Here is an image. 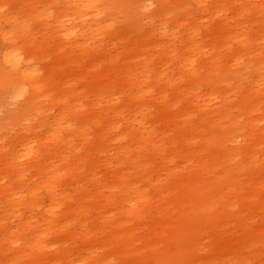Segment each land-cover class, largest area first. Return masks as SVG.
<instances>
[{"label":"bare ground","instance_id":"obj_1","mask_svg":"<svg viewBox=\"0 0 264 264\" xmlns=\"http://www.w3.org/2000/svg\"><path fill=\"white\" fill-rule=\"evenodd\" d=\"M181 1L138 0L135 9L128 10L129 2L123 0H64L66 9L75 7L73 12L65 14L72 20L84 19L94 5L101 2L104 4L102 9L107 8L111 13L127 12L129 18L137 14L139 24L151 16L152 32L147 28L137 29L142 38L154 36L152 55L160 60L164 58L175 67L156 71L146 68L142 60L134 61L140 68H122L121 71L126 73V89L114 92L111 74L117 70L116 63L109 60L106 68L95 64L88 77L96 85L95 91H104L105 95L93 93L92 98L85 99L90 110L87 113V108L73 110V104L60 94L55 97L56 83L62 84V78L66 76L64 66L45 69L29 66L36 58L45 59L46 51L34 42L23 48L18 45L14 39L17 18L6 14L9 1L0 0V64L5 66H0V83L13 91L12 96L7 95L11 92H5L2 99L20 104L27 110L28 120L42 112L45 118L41 122L53 129L47 133L51 134L41 137L37 133L40 126L33 124L26 128L29 136L21 143L25 151H17L13 157L21 162L16 168L36 158L38 164H46L43 170L48 172L49 163L59 158L67 163L73 180L85 177L93 184L86 190L96 187L95 192L87 194L86 200L80 194L74 198L67 191L63 192L65 173H61L60 166L52 171L53 183L43 181L46 200L40 197L36 186L28 187L30 205L41 208L38 211L45 209L46 214H41L39 226H45L44 231L41 230V239L38 242L28 239L27 243L32 250L56 248L63 251L61 256H54L52 264H85L86 260L76 263L69 260L73 248L63 247L81 236L88 245L92 264H114V256L119 252L135 256V264H149L150 261L174 264L179 260L185 264H264V2L191 0L197 6L198 17L192 11L180 14L183 12ZM152 3L158 9L150 12ZM101 14L102 10H99L95 18L100 19ZM37 16H41L40 13ZM65 19L57 21L62 28ZM158 19L159 24L156 23ZM3 23L12 28L4 30ZM108 23H98L97 31H108L111 28ZM156 28L163 30L156 33ZM182 28L183 32L177 33ZM77 33L76 27H71L62 36L76 39L79 54L74 62L81 67V57H89L91 52L86 43H80L76 38ZM184 35L189 43L180 48L185 42ZM253 43L260 47L256 54ZM221 47L224 54L219 53ZM71 52L67 53L70 55ZM220 59H226L229 64L225 68L231 69L251 68L249 60L256 59L252 68L257 69V78L245 76L241 79L245 85L236 87L225 77L226 71L216 80L215 75L222 68ZM55 69H58L57 73ZM138 69L141 79H134L132 71ZM202 69L209 71L205 78L201 76ZM202 81L207 88L206 95L200 92ZM47 87L51 93L47 92ZM184 88L188 90L192 105L194 101L201 102L198 106L203 113L201 120L210 119L207 130L194 125V116H187V113L188 129H182V121L171 110L175 103H180L179 92ZM255 92L263 93V97ZM76 97L78 101L86 98L81 92ZM53 106H63L62 111L71 114V122L62 117L59 120L50 117L47 110ZM80 115L84 118L81 133L85 145L96 150L95 153L89 151L85 157L74 156L71 162L72 157H67L66 153L75 148L63 147L70 139L63 132L73 131ZM216 115H219L217 120L213 118ZM90 125L96 127L94 139L90 136ZM156 128L178 130L183 138L179 147L170 140L177 148L172 152L176 155L169 156L163 150L160 162L149 158L150 146L161 150L153 137ZM200 129L204 135L208 134L204 137L203 147L187 149L193 140V132ZM50 138L53 139L50 141L52 146L48 145ZM6 148L2 147L3 151ZM208 148H212L209 156L205 153ZM44 152L48 158L43 161ZM106 153H111L109 158L101 159ZM181 158L190 166L189 170L182 169L186 166L182 165ZM100 165L104 168L113 165L114 170L98 177L96 169ZM85 168L90 169L88 174H85ZM112 176L113 181L106 183ZM172 179L175 182H171ZM105 188H108L107 194ZM164 191L173 199L163 202L164 198L159 194ZM59 199H62L60 203L57 202ZM61 211L69 217L66 225L58 214ZM36 229L38 227L33 228ZM62 230L66 231L70 242L64 240L57 246L55 243L48 245L52 231ZM186 230L189 235L197 234L199 240L192 243L191 239H186L183 233ZM4 241L18 247L15 255L21 253L23 243L18 235H10Z\"/></svg>","mask_w":264,"mask_h":264},{"label":"rangeland","instance_id":"obj_2","mask_svg":"<svg viewBox=\"0 0 264 264\" xmlns=\"http://www.w3.org/2000/svg\"><path fill=\"white\" fill-rule=\"evenodd\" d=\"M7 1V0H4ZM9 3L7 5L6 14L9 16L15 15L18 21L17 29L15 31L14 39L17 41L18 45L22 48L27 44L34 42L35 46L42 48L46 51L45 59L36 58L30 61L29 66L31 68H53L58 67L60 65L64 66L66 71V76L62 78V84H57V91L55 97H59L60 94L63 99L67 98L69 103L73 104V110L87 108V113L89 110V105H87V98H92L93 93L99 95H105L104 91H95L96 85L92 82L91 78H89V74L93 68H95V64H98L100 68H106V63L109 60H113L116 63L117 70L111 74V78L114 81V92H120L126 89L125 85V77L126 73L121 71L122 68H140L134 64V61L142 60L144 62L146 68L155 69L156 71H160L163 68H175L171 66L170 63H166V60L162 58L161 60L158 57H154L152 53L154 52V43L153 37L144 36L142 38V33L140 28H147L151 30V16L142 21V24L137 23L138 16L129 18L127 17L129 14L125 12L121 14V12L111 13L108 9H102L103 3H98L94 5V7L88 13L84 19H71L70 16L65 17L66 13L73 12L75 7L72 6L66 9L67 5L64 0H8ZM128 3V10H134L136 5L139 4L138 0H123ZM233 0H229L232 2ZM261 3L264 0H259ZM76 2V1H75ZM74 2V3H75ZM183 14L185 12L194 13L195 16L197 14V6L191 0H182L181 1ZM65 6V8H64ZM99 8V9H98ZM98 9V10H96ZM158 9V6L155 3H152L149 7V11H155ZM102 10V14L100 19L98 17L95 18L97 12ZM40 13L41 16H37ZM182 17V16H179ZM199 17V16H198ZM252 17V16H250ZM65 19V27H61L57 22L59 19ZM104 22H109L111 24V28L107 29L106 32L97 31V24H104ZM157 24L160 23V19L156 21ZM2 26L4 30H9L12 28L11 25L3 23ZM76 27L77 29V37L79 38L80 43H86V48L90 50L89 57H81V67L74 62V60L78 59L79 49L76 48L75 38L66 39L62 35L65 33L66 29ZM62 30L61 32H56V30ZM256 29H258L256 27ZM163 30V29H162ZM156 28V33L162 32ZM183 28L180 29L177 33H182ZM162 34H160L161 36ZM93 38L91 40L90 37ZM183 39L185 42L180 44V48H184L187 43L186 36L184 35ZM78 40V39H77ZM85 45V44H84ZM253 51L256 54L259 52L260 47H257V44H252ZM96 48V49H95ZM223 47L219 53L224 54ZM70 50L71 57L67 53ZM158 52H160L157 49ZM39 56L41 53L39 52ZM28 56L26 55V58ZM250 67H255L256 59L249 60ZM233 62V61H232ZM231 62V64H232ZM228 61L226 59H220L219 65L222 66L220 69V73L215 75L216 80L220 78L222 74L228 71L225 74V77L230 80L234 86L242 87L245 83L241 80L243 78L253 76L254 79L257 78V69L255 68H225L228 66ZM1 67H5L3 64H0ZM169 74L172 72L167 70ZM58 72V69H55V73ZM208 70L202 69L201 76L203 78L208 74ZM132 77L135 79H141L140 70H133ZM245 75H244V74ZM262 81V80H261ZM66 82V83H65ZM200 92L202 95L207 94V88L202 81L200 83ZM48 93L52 91L49 87L45 88ZM12 96L13 91L9 90L6 86L0 83V264H48L49 262L52 264L54 261V256H61V250H57L56 248H41L32 250L27 243L28 239L33 240L34 242H38L41 239V230L44 231L45 226L40 227L39 224L42 221L41 214H46L45 209L38 211L41 208H32L30 192L28 191V187L36 186L38 191L40 192V197L43 200H46V189L43 187L45 183L43 181L52 182L53 177V169L57 166L62 167L61 173L65 175L63 176V192L67 191L69 194L77 198L80 194L81 197H84L85 200L88 198L87 194L96 191V187L93 186L89 190H86V187L89 185H93L90 180L87 178H80L79 180L72 179V171L68 169V165L65 161L55 159L52 163H49L50 167L48 172L43 170L46 164H38V160L36 158L31 159V161L25 162L22 167L16 168V164L21 163L16 158H13L17 151L20 153L24 152L25 149L21 148V143L26 140V137L29 136V132L26 128L36 124V126H40L37 128V133L41 137H45L48 132H52V128L48 124H44L41 122L45 117L42 112L36 113L33 120H28L27 118V110H24L20 104H13L10 101H3L2 96L5 94ZM63 91V92H61ZM81 92L83 94L82 101L77 100V94ZM158 93L156 90L155 94ZM260 97H263V93L255 92ZM180 94V103H175L174 106L171 107L175 116H179V119L182 121V129H188V125L186 117L189 114L194 116V125H199L202 129L207 130L209 127L210 119H202V112L199 111L198 106L201 104L200 101H194L193 105L190 102L188 97V90L185 88L179 92ZM58 95V96H57ZM8 97V100L11 98ZM233 95H231L232 97ZM233 98V97H232ZM44 101H42V104ZM81 103V104H80ZM79 104V105H78ZM197 107H194L196 106ZM63 106H53L51 110H47V114L52 118H57L58 120L62 117L66 122L70 121V113H64ZM180 115V113H182ZM187 113V116L185 115ZM61 114L63 116H61ZM86 114V113H84ZM219 115L213 117L214 119H218ZM210 118V117H209ZM122 120L121 118H118ZM116 119V121L118 120ZM84 118L83 115H80L78 121L76 122V126L73 127L74 130L69 133V131L64 130L65 137H69L68 143H64L63 147H74L75 149H69L66 156L71 158V162L74 156L85 157L88 152L95 153L96 148H87V144L85 145V137L82 135L81 131L84 127ZM86 121V120H85ZM65 122V123H66ZM64 123V125H65ZM89 122L88 124H90ZM73 124V123H71ZM90 136L96 138V127L89 126ZM200 130H195L193 132V140H191V144H189L186 148L195 150L198 148H202L204 145V137L208 136V134L204 135V132H200ZM184 130L183 132H185ZM35 131L31 133L34 134ZM220 129L217 130V133L220 134ZM110 135V134H109ZM116 135V133H115ZM114 136L113 134L111 135ZM154 139L159 142V146L161 150L154 149L150 146L149 150V158L152 160H156V162H160L161 153L163 150L169 156L176 155L175 147H179L183 143V138L180 137L179 131H171V130H163L161 128H156V133L153 135ZM53 139L50 138L48 140V145L52 144L50 141ZM170 140H174L173 147L170 144ZM193 141V142H192ZM6 144V145H5ZM7 146L6 150L3 151L2 147ZM186 146V145H185ZM227 148H230L229 145H226ZM59 153V152H57ZM196 153V152H194ZM205 153L209 156L212 153V148L205 149ZM111 153H106L101 156V159H108ZM65 155V154H63ZM42 160H46L48 155L44 152V155L41 157ZM155 158V159H154ZM183 166L186 168H182L187 171L190 169V166L186 164L183 158L180 159ZM215 163V162H214ZM213 165V164H212ZM24 166L27 167L24 169ZM101 166V165H100ZM127 169L128 164H124ZM114 170V166L111 165L108 168L99 167L96 169V173L98 177H101L104 172ZM90 169L85 168V174H88ZM100 171V172H99ZM116 170L114 171V173ZM133 170H131V173ZM72 176V177H71ZM240 177L243 178L244 175L240 170ZM114 176L109 178L106 183H111L113 181ZM214 178V176H213ZM98 179V178H97ZM171 182H175V179L170 180ZM185 179H182L184 182ZM121 184V182H119ZM108 193V188H105V194ZM159 196H162L163 202L166 200H172V195L168 194L167 191L160 193ZM62 199H59L57 202H61ZM47 202H45L46 204ZM56 204V202H55ZM57 206V204H56ZM59 207V205L57 206ZM62 207L60 208V210ZM59 210V211H60ZM58 211V212H59ZM64 211V210H63ZM61 211L58 214H61V218L63 219L64 225H66V221L69 220V217L66 212ZM63 212V213H62ZM141 226V224L139 225ZM3 227L6 230H3ZM33 230V228H37ZM76 230L78 229V225H75ZM184 237L186 239H191L192 243L199 240L197 234L189 235L188 231H184ZM10 235H18L21 242L23 243L20 246L21 253L19 255H15V252L18 250V247L14 246L13 243L4 241L5 238H9ZM67 240L70 242V238L68 237L65 230L54 232L52 231L51 238L49 240V244L55 243L57 246L62 241ZM10 241V240H9ZM93 244V242H91ZM64 248H73L72 253L69 256V260L72 262L86 260L85 264H92L91 253L87 252L88 245L84 242V237H77L72 243L69 245H64ZM67 251V250H66ZM136 258L129 257L123 252H119L114 256V264H135ZM65 262V261H64ZM73 264V263H66ZM149 264H155L153 261H150ZM174 264H185V261H176Z\"/></svg>","mask_w":264,"mask_h":264}]
</instances>
